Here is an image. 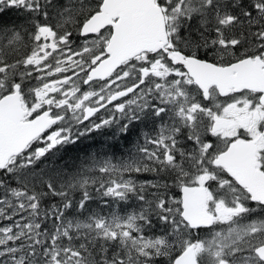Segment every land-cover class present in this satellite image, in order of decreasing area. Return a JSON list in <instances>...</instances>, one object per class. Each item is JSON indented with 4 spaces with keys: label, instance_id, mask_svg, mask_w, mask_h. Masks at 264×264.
<instances>
[{
    "label": "snow or ice",
    "instance_id": "obj_1",
    "mask_svg": "<svg viewBox=\"0 0 264 264\" xmlns=\"http://www.w3.org/2000/svg\"><path fill=\"white\" fill-rule=\"evenodd\" d=\"M13 9L0 264H264V0H0ZM138 127L126 158L56 163Z\"/></svg>",
    "mask_w": 264,
    "mask_h": 264
},
{
    "label": "trees",
    "instance_id": "obj_2",
    "mask_svg": "<svg viewBox=\"0 0 264 264\" xmlns=\"http://www.w3.org/2000/svg\"><path fill=\"white\" fill-rule=\"evenodd\" d=\"M0 21L4 23H21L23 22V14L14 9L8 10L3 15H0ZM140 130V127H138L136 132L129 136L127 140L119 142L113 141L107 133H94L88 138H82V141L77 145L66 148L63 153L58 155L56 163L61 166L76 167L81 161L93 155L100 157L107 155L114 159L126 158L130 152L134 151ZM173 194L178 196V190H174ZM132 206L131 204L122 203L117 208L121 211H130ZM98 207H103V205L93 202L92 208L97 209ZM108 210V208L104 209L105 212Z\"/></svg>",
    "mask_w": 264,
    "mask_h": 264
},
{
    "label": "rangeland",
    "instance_id": "obj_3",
    "mask_svg": "<svg viewBox=\"0 0 264 264\" xmlns=\"http://www.w3.org/2000/svg\"><path fill=\"white\" fill-rule=\"evenodd\" d=\"M135 178L138 180H143V179H150L151 177L147 175H138Z\"/></svg>",
    "mask_w": 264,
    "mask_h": 264
}]
</instances>
